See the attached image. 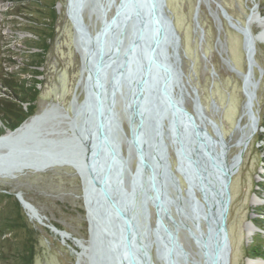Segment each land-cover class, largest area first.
<instances>
[{"label":"water","instance_id":"95a60500","mask_svg":"<svg viewBox=\"0 0 264 264\" xmlns=\"http://www.w3.org/2000/svg\"><path fill=\"white\" fill-rule=\"evenodd\" d=\"M86 1H72L82 27L78 44L85 51L83 98L74 101L76 84L69 110L53 103L0 134V173H21L27 167L43 171L51 164L76 170L86 216L92 212L87 218L89 239L83 247L87 253L81 252L87 264H155L154 258L164 264H188L191 254L179 232L196 247L191 264H230L229 179L244 146L236 154V164L228 166L229 145L213 129L216 145L208 132L207 122L212 128L214 122L196 90L192 112L184 105L188 93L177 92L176 88L184 87V73L180 37L167 0H117L116 4L106 0L114 8L110 16L99 0H91L100 21L93 33L82 25ZM193 22L202 32L198 6ZM238 30L251 66L252 41L245 30ZM246 78L242 74L244 95ZM118 94L128 133L115 110ZM122 143L135 159L133 171L122 155ZM170 143L177 147L175 166L170 161ZM14 196L22 207L30 205L38 213L21 192ZM49 227L61 238L69 234L53 224Z\"/></svg>","mask_w":264,"mask_h":264},{"label":"rangeland","instance_id":"374dc122","mask_svg":"<svg viewBox=\"0 0 264 264\" xmlns=\"http://www.w3.org/2000/svg\"><path fill=\"white\" fill-rule=\"evenodd\" d=\"M99 2L105 6L106 15L110 16L113 5H108L106 0ZM58 3L54 36L40 68L41 83L38 85L39 96L34 114L53 103L69 110L76 84L77 100L83 98L82 89L78 88L82 75L81 56L75 48L73 24L66 15L67 0H58ZM217 3L229 10L230 13L225 10L228 16L222 13ZM197 6L198 20H203L206 32L200 22L202 32L196 29L191 17ZM167 7L173 20H176L180 37L179 54L184 87L182 89L179 86L176 90L181 92L185 89L188 93L184 98L185 107L192 112L193 91L196 90L206 115L214 122V128L207 122L208 132L216 145L213 129L229 145L226 152L228 166L236 164L239 160L236 154L244 146L243 156L229 179L230 201L226 227L230 242V264H246L248 258L264 260L260 257L264 255V31L259 25L260 19H264V0H167ZM5 9L6 4L0 2V58L10 55L21 59L23 54L19 53L18 46L23 34L13 36L10 25L3 21ZM97 10V5L91 0H87L81 10L83 23L90 33L100 26ZM238 29L245 30L246 38L252 41L253 47L248 52V58L253 61L251 66L243 48V34ZM204 49L208 56L203 54ZM11 68L6 66L4 70ZM242 74H246L250 81H246L245 95ZM252 91L253 99L248 111L246 104ZM115 110L122 129L128 133L120 94L116 96ZM253 120L257 126L255 133L245 145L238 147V139ZM176 149L170 143L172 166H175ZM121 152L127 156L128 167L133 170L135 159L131 153L128 154L124 143L121 144ZM21 171L0 173V191L14 194L21 192L24 199L38 211L40 220L21 206L24 220L33 230V264H87V258L81 252L87 253L83 247L87 246L86 241L89 239V223L83 202L82 181L76 170L66 164H52L43 171L29 167ZM149 210L153 223L152 208ZM41 220L70 235L63 234L62 240L50 227L41 224ZM248 226L252 227V233L248 232ZM178 236L184 248L196 257L194 243L185 238L182 232ZM254 246L260 247V256L253 254ZM191 256L188 264L196 260ZM154 261L155 264H164L159 258H154Z\"/></svg>","mask_w":264,"mask_h":264},{"label":"trees","instance_id":"16d2710c","mask_svg":"<svg viewBox=\"0 0 264 264\" xmlns=\"http://www.w3.org/2000/svg\"><path fill=\"white\" fill-rule=\"evenodd\" d=\"M6 4L3 21L19 36L21 59L0 58V134L13 130L35 113L41 83L40 68L50 48L57 21L58 0H0ZM224 9L229 10L224 6ZM193 18V16H191ZM177 29L176 20H173ZM200 25L206 32L203 20ZM1 25V24H0ZM0 29V36H2ZM203 54L208 56L206 49ZM6 66L11 69L4 70ZM16 67V68H15ZM214 68L216 66L214 65ZM14 193L0 191V264H33L35 241ZM260 247H252L253 254ZM260 257L264 258V255Z\"/></svg>","mask_w":264,"mask_h":264},{"label":"bare ground","instance_id":"6f19581e","mask_svg":"<svg viewBox=\"0 0 264 264\" xmlns=\"http://www.w3.org/2000/svg\"><path fill=\"white\" fill-rule=\"evenodd\" d=\"M72 1L73 0H67V5H66V15L67 17L70 19V21L72 22V19L74 21V24L75 26L74 27V38H75V41H74V44H75V48H76V51L80 54L81 56V78L79 80V84H78V88H83L85 83H86V79H87V71L85 69V66H84V57H85V51L84 49H82L81 46H79L78 44V38L82 35V27H79V21L77 19V14H76V8L73 6L72 4ZM82 17V16H81ZM73 24V22H72ZM82 25H84L83 23V19H82ZM259 25L262 27V30L264 31V19H260L259 21ZM76 27L79 28V31L76 29ZM251 57V56H250ZM252 60V58H251ZM253 62V61H252ZM247 82L250 83L248 77L246 78ZM252 87L254 88V85H252ZM77 92V90H76ZM253 92L252 91L247 99V104H246V108L247 110L249 111L250 110V107H251V104H252V99H253ZM77 95V93H76ZM248 96V95H247ZM77 100V97L74 98V101ZM78 101V100H77ZM79 102V101H78ZM28 121L25 122V124H27ZM24 124V125H25ZM21 129H23V126H21L19 129L16 130L15 133H18ZM257 129V126H256V123L255 121L253 120L250 124H249V127L248 129L243 133L241 134L240 138L238 139L237 141V146L238 147H241L243 145H245L249 139L250 136H252L255 131ZM128 137V136H127ZM129 138V137H128ZM247 140V141H246ZM246 142V143H245ZM52 165V164H51ZM133 171V170H132ZM6 172V171H4ZM3 172V173H4ZM9 172V171H8ZM2 173V172H1ZM24 207L28 210V211H31L32 214H34V216L36 218H38V220H40V217H38V215L33 211L32 207L30 205H26L24 204ZM92 216V212L89 210L88 212V217L86 216V218H91ZM41 224L45 225V226H48L47 224H45L44 222H42L41 220ZM51 228V227H50ZM53 230V228H51ZM54 231V230H53ZM252 227L248 226V232L252 233ZM63 235V234H62ZM246 264H264V260L261 259V258H248L246 260Z\"/></svg>","mask_w":264,"mask_h":264}]
</instances>
